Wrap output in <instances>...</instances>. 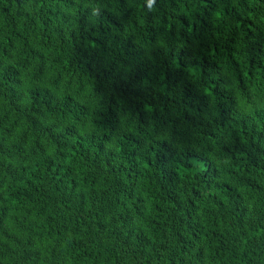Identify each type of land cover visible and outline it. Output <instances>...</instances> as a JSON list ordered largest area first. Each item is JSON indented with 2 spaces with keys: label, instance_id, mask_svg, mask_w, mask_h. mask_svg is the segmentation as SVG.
Listing matches in <instances>:
<instances>
[{
  "label": "trees",
  "instance_id": "trees-1",
  "mask_svg": "<svg viewBox=\"0 0 264 264\" xmlns=\"http://www.w3.org/2000/svg\"><path fill=\"white\" fill-rule=\"evenodd\" d=\"M0 264H264V0H0Z\"/></svg>",
  "mask_w": 264,
  "mask_h": 264
}]
</instances>
